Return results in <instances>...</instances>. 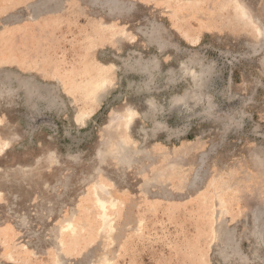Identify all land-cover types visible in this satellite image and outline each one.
Segmentation results:
<instances>
[{
	"label": "rangeland",
	"instance_id": "374dc122",
	"mask_svg": "<svg viewBox=\"0 0 264 264\" xmlns=\"http://www.w3.org/2000/svg\"><path fill=\"white\" fill-rule=\"evenodd\" d=\"M0 264H264V0H0Z\"/></svg>",
	"mask_w": 264,
	"mask_h": 264
},
{
	"label": "bare ground",
	"instance_id": "6f19581e",
	"mask_svg": "<svg viewBox=\"0 0 264 264\" xmlns=\"http://www.w3.org/2000/svg\"><path fill=\"white\" fill-rule=\"evenodd\" d=\"M241 7V6H240ZM244 10V9H243ZM241 13H242V10H241ZM246 13V12H245ZM246 16H247V14H245ZM129 118V117H128ZM6 145H7V143H6ZM5 147V146H4ZM8 147V146H7ZM5 149V148H4ZM97 203H98V205H99V207L103 210V211H105V205H106V203H105V201L102 199V198H98V201H97ZM102 216H103V214H102ZM103 217H106L105 215L103 216ZM105 219V218H104Z\"/></svg>",
	"mask_w": 264,
	"mask_h": 264
}]
</instances>
